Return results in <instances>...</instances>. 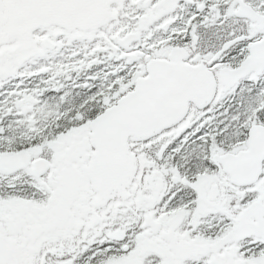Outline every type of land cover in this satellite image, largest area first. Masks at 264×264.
<instances>
[{
	"label": "snow or ice",
	"instance_id": "6c2138e0",
	"mask_svg": "<svg viewBox=\"0 0 264 264\" xmlns=\"http://www.w3.org/2000/svg\"><path fill=\"white\" fill-rule=\"evenodd\" d=\"M0 264H264V0H0Z\"/></svg>",
	"mask_w": 264,
	"mask_h": 264
}]
</instances>
